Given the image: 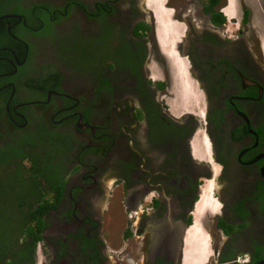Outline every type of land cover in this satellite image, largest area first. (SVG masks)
Masks as SVG:
<instances>
[{
	"label": "flooded vegetation",
	"instance_id": "af4514ba",
	"mask_svg": "<svg viewBox=\"0 0 264 264\" xmlns=\"http://www.w3.org/2000/svg\"><path fill=\"white\" fill-rule=\"evenodd\" d=\"M147 1L20 0L0 10V108L20 140L38 125L64 154L43 264H185L197 249L186 228L200 192L212 191V182L202 189L212 170L220 205L212 197L197 217L204 193L193 219L211 237L213 264L264 263L258 36L243 15L219 23L225 0H168L184 27L176 53L202 99L175 114L165 98L180 82ZM164 51L184 80L180 59ZM172 87L170 107L183 110Z\"/></svg>",
	"mask_w": 264,
	"mask_h": 264
},
{
	"label": "trees",
	"instance_id": "16d2710c",
	"mask_svg": "<svg viewBox=\"0 0 264 264\" xmlns=\"http://www.w3.org/2000/svg\"><path fill=\"white\" fill-rule=\"evenodd\" d=\"M19 1L0 0V10L17 7ZM224 20L221 19L219 23H223ZM1 33L2 31L0 35ZM29 83L30 80L28 85ZM2 100L3 96L0 97V102ZM13 116L18 118L14 113ZM8 117L2 106L0 108V125L3 127H0V264H35L36 247L42 241V231L46 225L45 217L55 209L57 199L62 194L60 190L63 185L61 181L63 158L61 157L64 154L61 149L53 147L59 139L50 138V135L43 132L38 125H35L38 133L20 140L14 135L17 131L12 127L11 119ZM38 134L41 136L39 137ZM42 136L49 140V143ZM50 193L58 198L51 202L47 196Z\"/></svg>",
	"mask_w": 264,
	"mask_h": 264
},
{
	"label": "bare ground",
	"instance_id": "6f19581e",
	"mask_svg": "<svg viewBox=\"0 0 264 264\" xmlns=\"http://www.w3.org/2000/svg\"><path fill=\"white\" fill-rule=\"evenodd\" d=\"M148 1H150V0H148ZM159 3H162V0H154L153 5L149 6V8H150L151 12H153V14H154V18H155L156 24L158 25V27H159V24H161L162 30H163V32L165 33V36H166L165 44L163 43L164 44L163 45L164 48H163L161 43H160V33H161V31H160V27H159V31L157 30V37H158V41H159V43H158L159 47H160L163 55L166 57V59L171 62L172 66H173V69H174V76H173L172 82L175 79H177L180 82V90H177V93L179 91V94H181V87H182L181 85L187 86V83H188V85H190V87L187 86V88H188L187 92L185 91V88H184L183 96L184 95H188L189 94V89H190L192 94H193V96H194V100L191 98L190 103L191 104L195 103V105L201 106L202 99H201L200 93L194 92L193 89H192V84H191L192 82H191V79L189 78V75H188V65H187V63H186V61L184 59L178 57V55H177V53L175 51V45L178 44L180 39L182 38V32H183L184 27L182 25L179 27V24H177L176 22H173L174 30L178 34V37L175 40L176 35L172 33V24H171L172 21L170 19L172 14L166 8L164 9V7H163L164 3H162L163 5L161 4L160 8L157 9V7L159 5H156V4H159ZM148 4H149V2H148ZM228 4H230L229 0H228ZM154 9L156 10V14L154 13ZM224 12H225V9H224ZM232 18H234V17H232ZM174 42H175V45H174ZM173 45H174V48L172 47ZM164 50H166V52H168V54L170 56H172V50H173L174 55L180 59L182 65L184 66L185 71H186L184 80H181V79L178 78V75L176 73L175 66H174V63H173V59L171 57H169L165 53ZM177 64H178V62H177ZM180 96H182V94ZM180 96H179V99H181ZM204 193H206V195L203 197V199L201 200V202L197 206V208L201 206V211L198 213V217L200 216L201 212H203V208L205 206L212 205V200H211V197H210V189L207 188V190H205L203 192V195H204ZM194 219H193V223H192L193 226L189 230L188 236H190V238H194V236H195V238H196L195 242H196V245H197V249L196 248L187 249L185 254H186V258L188 260L189 259H191V260L193 259L194 260L193 264H200V263L204 264V262H206V260L210 256V253L208 252L209 237H208L206 231L202 228V225L199 226V223H198L199 219H196V220H194ZM197 223H198V225H197ZM188 236L186 237V239L188 238ZM201 237H204L205 240H206L205 247H202L201 244H200L201 243ZM183 250H184V248H183ZM182 260H183V252H182Z\"/></svg>",
	"mask_w": 264,
	"mask_h": 264
},
{
	"label": "rangeland",
	"instance_id": "374dc122",
	"mask_svg": "<svg viewBox=\"0 0 264 264\" xmlns=\"http://www.w3.org/2000/svg\"><path fill=\"white\" fill-rule=\"evenodd\" d=\"M164 2H165V0H162V3H164ZM229 2H230V4H227V7L225 8V13L227 14V16L230 19L232 17L238 18L239 14H240V9L248 10L249 16H250V20H249L250 21L249 22L250 29H253L255 34L261 32L260 29L262 28V25L264 24V4L262 3V0H229ZM153 3H154V0L149 1L150 6L153 5ZM162 3L156 4V5H159L157 7V9L160 8ZM261 6H263V10L261 9ZM154 13L156 14V10H154ZM171 24H172V28H173V22ZM230 25H232V24H230ZM156 26H157V30L159 31V27L157 24H156ZM173 63L175 66L177 65V61L173 60ZM152 68L155 69L153 64H152ZM178 78L181 79V77L179 75H178ZM181 86H182L181 87V94L183 96L184 85H181ZM187 86L190 87V85H188V83H187ZM172 89L174 91H176V93H177V89L174 86L172 87ZM169 92H170V94L167 95L165 99L167 100V103L169 104L170 110L174 111L173 113L176 114V113H179L180 111H191L192 104L190 103V100H191V98L194 100V96H193L190 89H189L188 95H184L182 97V96H180L181 94H179V91H178L177 96L175 97L176 100H178L177 102L175 101V104L179 103L181 108H183V110H177V109L173 110L170 107V104L174 100V93L171 92V89H169ZM179 96L181 97V99H179ZM197 211L198 212L196 213V216L198 217V213L201 211V206L197 208ZM110 219H111V217H110ZM196 219L197 218H195L194 220H196ZM109 225L110 224L108 223V227H109ZM197 225H198V223H197ZM200 244L202 247H205L206 240L204 237H201V243ZM43 259H44V256H41V259L39 260L38 264H43L44 263ZM185 264H193V261L191 259L188 260L185 257Z\"/></svg>",
	"mask_w": 264,
	"mask_h": 264
},
{
	"label": "clouds",
	"instance_id": "9594fccd",
	"mask_svg": "<svg viewBox=\"0 0 264 264\" xmlns=\"http://www.w3.org/2000/svg\"><path fill=\"white\" fill-rule=\"evenodd\" d=\"M167 1L168 0H165V2H164V5H163V7L164 8H166L167 10H169L170 12H171V14H172V16H171V21L172 22H176L177 23V20H176V18L174 17V14H173V8L172 7H170L169 5H167ZM262 3L264 4V0H262ZM147 4H148V2H147ZM227 4H228V0H225V8L227 7ZM62 5V4H61ZM149 8V7H148ZM224 8V9H225ZM261 9L263 10V6H261ZM223 12H224V10H223ZM151 14V13H150ZM243 15V17H244V19H245V23L247 24V27L250 29V26H249V20H250V16H249V12H248V10H242V9H240V14H239V17L238 18H236V17H234V18H229L228 16H227V14L224 12V18H225V20H227L228 22H229V24H232L233 22L234 23H237V22H239L240 21V17ZM151 17L152 18H154V15H151ZM232 22V23H231ZM178 24V23H177ZM237 27V26H236ZM253 30V29H252ZM254 31V30H253ZM260 33H254L256 36H258V42H259V47H260V51H261V54H262V59H263V61H264V24L262 25V28L260 29ZM178 44H176L175 45V51H176V46H177ZM178 57H180V58H182L183 59V57L182 56H178ZM186 60V59H185ZM186 63H187V61H186ZM187 65H188V63H187ZM188 67H189V65H188ZM189 69V68H188ZM153 77H154V75H153ZM155 78V77H154ZM172 87V86H171ZM171 87H170V89H171ZM172 92V91H171ZM209 151H210V146H209ZM218 174L214 171V170H212L211 171V177H209V178H207L206 180H204L203 182H202V189L206 186V184L208 183V182H212V191H210V197L212 198H214L217 202H218V204L220 205V202H219V200L217 199V197H216V195H215V192H216V186H217V179H218ZM208 185V184H207ZM201 189V190H202ZM51 195H52V193H50L49 195H47L48 196V198L50 197L51 198ZM201 195H202V193L200 192V195H199V197H198V200L196 201V203L194 204V207H193V213H194V210H195V206H196V204L198 203V201H199V199H200V197H201ZM108 202H110L111 204H112V198H111V196L109 197V200H108ZM220 208H221V206H220ZM220 208H219V211H220ZM193 213L191 214V223H190V225L186 228V231H187V229L191 226V224L193 223V218L192 217H194V215H193ZM219 214V212L217 213V214H215V215H211L210 217H209V220L206 222V223H208V222H211V220L214 218V216H217ZM186 233V232H185ZM207 233V235H208V237H209V248H208V252L210 253V256H209V258L206 260V262H204V264H213V262H215V258H216V253H215V251H214V253H213V249H212V247H211V245H212V240H211V237H210V235L208 234V232H206ZM185 236V235H184ZM183 250V249H182ZM42 245H41V241L38 243V245H37V247H36V257H35V264H38V262H39V260L41 259V256H43V253H42ZM43 261H44V259H43ZM215 264V263H214ZM258 264H264V263H258Z\"/></svg>",
	"mask_w": 264,
	"mask_h": 264
},
{
	"label": "water",
	"instance_id": "95a60500",
	"mask_svg": "<svg viewBox=\"0 0 264 264\" xmlns=\"http://www.w3.org/2000/svg\"><path fill=\"white\" fill-rule=\"evenodd\" d=\"M185 235V234H184Z\"/></svg>",
	"mask_w": 264,
	"mask_h": 264
}]
</instances>
